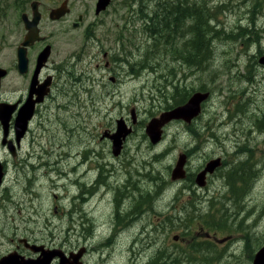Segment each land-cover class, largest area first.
I'll list each match as a JSON object with an SVG mask.
<instances>
[{
    "label": "rangeland",
    "instance_id": "374dc122",
    "mask_svg": "<svg viewBox=\"0 0 264 264\" xmlns=\"http://www.w3.org/2000/svg\"><path fill=\"white\" fill-rule=\"evenodd\" d=\"M61 1L42 0L47 13L40 25L53 46L49 62L51 67H58V83L39 107L37 115L45 116L43 126L35 127L23 141L15 165L10 164L2 195L0 192V257L13 248L4 238L3 224L9 215L11 233H33L32 237L47 239L50 244L58 242L66 249L87 243L92 249L87 256L90 263L146 264L160 254L168 264H252L256 250L264 243V162L260 163L264 157V65L259 62L264 53V0L257 6L259 0H191L208 6L212 12V51L203 66H191L172 57L160 42L153 47L154 38L144 31L140 15L158 0H112L98 15L97 0H70L71 12L60 20H50V8ZM22 10L28 11L29 6L8 7L11 24L0 28V64L13 66L7 88L12 85L24 92L25 78L15 67L17 44L24 35ZM81 13L84 19L75 28L73 22ZM205 23V31L210 30L207 20ZM191 35L187 32L180 40ZM149 48L153 56L144 64L136 63ZM247 66L253 76L244 74ZM175 83L192 90L206 85L212 97L191 125L173 122L166 127L163 140L152 144L144 134L145 124L175 101L173 91L160 89L165 84L166 89H172ZM19 95L21 92L16 97ZM180 97L178 94L176 99ZM133 107L137 109L136 132L123 155L113 158L112 151L106 152L108 141L100 135L107 128H115L121 115L131 123ZM191 127L198 129V136ZM239 134L254 151L252 167L244 168L248 169L247 176L239 169L224 175L236 187L245 184L239 189L246 194L240 196V202L234 200L221 173L232 165L219 170L208 180V187L192 198L198 208L190 209L191 199L183 195L174 198L184 187L171 184V168L180 151L192 149L189 172L196 173L208 158L222 150H228L230 161L238 162L247 156L244 153L236 157L233 153L232 138ZM84 145L100 149L102 162L91 161L95 169L99 165L113 170L110 176L105 173L107 183L111 187L128 183L133 194L123 200L124 208H120L115 205L113 187L106 186L101 196L105 188L101 186L88 208L90 227L77 230V223L86 216L74 213L72 167ZM29 161L38 168L27 165ZM54 167H58V173ZM93 173L95 176V170ZM186 187L185 194L196 189L191 181ZM247 187L252 188L250 193ZM148 195L155 198L152 208L148 206ZM135 201L138 207L132 214L137 220L133 224L122 220L114 228L115 212L126 211L129 215L127 209ZM192 212L200 214L192 218ZM166 214L171 222L168 234L156 227L157 218ZM188 223L190 228L185 226ZM91 225L94 235L90 234ZM175 234L180 235L179 241L174 239ZM182 245L196 246L194 258L189 250L187 258H182L178 250Z\"/></svg>",
    "mask_w": 264,
    "mask_h": 264
},
{
    "label": "flooded vegetation",
    "instance_id": "af4514ba",
    "mask_svg": "<svg viewBox=\"0 0 264 264\" xmlns=\"http://www.w3.org/2000/svg\"><path fill=\"white\" fill-rule=\"evenodd\" d=\"M38 1V8L42 14V19L45 18L46 13H47V9H45L44 7V3L42 2V0H37ZM8 3V1H6ZM5 0H0V20L4 19V12H1V8L2 6H5ZM16 7L17 9L22 8V6L24 7L25 5L30 6V9L28 10V12H32V0H16ZM162 10L167 11L165 8H163ZM167 13L169 14L170 12L167 11ZM166 13V15H167ZM171 14V13H170ZM158 18L160 21H163L165 14L163 12H157ZM164 15V16H163ZM161 17V18H160ZM41 19V21H42ZM194 23H196V21H194ZM192 23V24H194ZM205 21L204 19L199 21V23H197V25L199 26H195L197 30L199 31H205ZM157 27V26H156ZM37 44L36 47V51L32 54L30 63H29V67H28V71L24 74L25 78H26V84L30 86L33 77H34V73L37 70V56L39 51L41 50V46L43 44V46L45 45V41H37L35 42V44ZM109 62H107L108 64ZM15 66L17 67V63H15ZM49 74H52L54 77L53 80V84L55 85V83H58V67H51L50 66V62L46 63L42 69L40 70L37 78H36V85L39 86L41 84H43V81L45 80V77H47ZM116 80V78H115ZM29 87L28 89H25V92L17 97L16 99H13L10 95L7 96H3V94L0 96V104L2 103H16L17 105H21L27 98V96L29 95ZM36 123V122H35ZM14 126H15V122L12 119L9 123V136H8V141L10 140H15V135H14ZM35 127H38L37 123L34 127H30L29 131H33ZM4 135V129H3V125L1 123V118H0V136ZM230 137V135L228 136ZM244 136L242 134L236 135L235 137L232 138L233 140V153H235L236 157H239L241 155H243L244 153L247 154V156L245 158H241L239 161H247L249 158L250 160L251 158V154H252V147L250 146V144L248 143V141H244L242 140ZM225 140L222 139L221 145H224ZM9 147V145H5L2 144L0 145V150H2V154H0V159L4 161V165H5V169L7 171V164H8V160L5 156L6 154V149ZM184 151H187L189 157L192 156V151H190V149H188V147H186L184 149ZM78 156H77V160L75 162V164L72 167V170L75 172V178H74V184L76 186V190L74 192L73 195V207H74V213H76L77 215H80V213H84V215L86 216V219L81 222V223H77V230H79L80 227H85L88 228L90 227L89 224V205L91 202V198L92 196H94L96 193L99 192V187L102 184H105V188L107 186L108 189H112L114 190V202L115 205L117 207V202L120 198H122L124 196L122 190H120V187L123 185L121 184H117V185H113L111 187L110 184L107 183L106 181V177H105V173L110 176L111 172L107 171L104 173L103 168L100 167L99 165L97 166V168L95 169L94 164L91 163V161L95 162L96 159H98V162H102V159L100 157V152L96 150L95 147L93 146H82L80 147V149L77 152ZM218 156H221L223 158V164L229 167V165H232L233 163H235V161H230L229 159V153L228 150H222L221 153L216 154ZM121 157V156H119ZM117 157V158H119ZM12 159H15V157H11ZM31 165V164H30ZM33 167V165H31ZM204 166V165H203ZM202 166V167H203ZM201 167V168H202ZM245 167L251 168V163L250 162H245L241 165H232L231 167H229L228 169H225L223 172H221L223 174V176L225 177L224 173L232 170V169H239L240 171L243 172L244 175L247 176V171L248 169H244ZM200 168V169H201ZM55 171L58 173V167H54ZM95 170L96 175L94 176L93 171ZM217 172V171H216ZM219 172L216 173V175H218ZM162 178V177H161ZM243 179H247L245 177H243ZM8 178L6 179L7 182ZM124 183V182H123ZM171 184L175 187V182L171 180ZM181 185V183H178V187ZM187 183L184 184V188H183V192L178 191L175 195L174 198H180L182 195L184 197V199H190L191 195L185 194V190H187L186 187ZM136 188V186H135ZM196 188V187H195ZM189 190V189H188ZM1 191V190H0ZM83 194L85 195V197H83ZM99 195L103 196L104 193H100ZM183 199V200H184ZM138 207L137 205V201H135L127 210L130 212L129 215H126V211H122L120 212L119 210H117L115 212V224H114V228H117V226L120 224V222L122 220L127 219L130 224H133L137 219H136V215L132 214V210L134 208ZM56 208V212H58V207L55 206L54 209ZM73 212V210H72ZM7 219L4 222L3 226H4V238L6 240L9 241V243L11 244V247H13L11 250L12 251H18L20 255H25L27 257H31V256H36L37 254L35 252L32 251V248L29 246L30 244H28V242L24 239H27L28 241H30L31 243H38V244H44L43 246H48V247H58V242H56L55 244L53 243H49V241L47 239L44 240H40L38 238L32 237L33 233H25L24 235H18L17 233H11L10 229L13 227L11 224V221L9 220V215H7ZM186 216V215H184ZM184 218V217H183ZM170 219V215L166 214V216L164 218H160L158 217L156 222H157V229H162V231L164 233H169L170 229H171V222L169 221ZM90 234L94 235V232L92 231V225H91V230H90ZM180 236V235H179ZM179 236H174V238H177L176 240L179 241L180 237ZM186 236L183 233L182 234V239L185 240ZM84 245V244H83ZM88 245V244H87ZM86 245V246H87ZM80 246L82 247V245H78L76 247H73L74 249L71 250H77L80 248ZM68 250V251H71ZM92 249L87 246V250L84 254V264H99V263H90L87 259V256L91 253Z\"/></svg>",
    "mask_w": 264,
    "mask_h": 264
},
{
    "label": "water",
    "instance_id": "95a60500",
    "mask_svg": "<svg viewBox=\"0 0 264 264\" xmlns=\"http://www.w3.org/2000/svg\"><path fill=\"white\" fill-rule=\"evenodd\" d=\"M111 0H98L96 6V12L100 13L102 10L106 9V7L110 4ZM34 5V18L33 20H29L26 18V25L29 28V32L27 37L23 43V46L19 47V66L22 72H25L28 68V58L26 56V48L25 44L33 43L35 40L39 39V29L37 27L38 21L40 19V13L36 9ZM70 8L67 6V0L63 2V4L57 8H54L51 11V17L53 19L61 18L65 15ZM51 53V46L48 45L40 54L38 59V68H41L44 62L48 59ZM259 61L264 64V56H261ZM6 73V70L0 67V77ZM51 82L47 80L45 84H43L42 89L40 90L39 97L34 99H29L25 105L20 110V113L17 118V135L18 139L22 137L27 129L28 122L34 113V107L37 101H41L44 98V94L48 91V85ZM34 88V82L31 87ZM210 92L206 91H197L195 92L189 100L181 105H178L172 109L165 110L161 112L159 116L153 117L148 124L146 125V132L150 137L152 143H158L163 136L164 126L172 120L183 119L187 122H191L192 119L198 116L202 110V103L209 97ZM133 119L136 121V115L133 110ZM133 128L129 127L123 117L117 120V128L113 133L105 132L104 135H108L113 141V152L115 155H118L124 145V139L132 132ZM186 154H180L178 161L173 168L172 178L180 179L186 176ZM221 164L220 158L211 159L205 166V168L197 174L196 182L204 186L207 180V173L214 172L215 169ZM2 165L0 164V185L2 182ZM33 250L40 251L43 249V252L39 254L36 258H24V256H19L17 253H10L0 259V264H52V261L57 256L60 257L59 264H83L80 261L81 256L84 251L80 250L78 253L72 252L70 256H67L65 252L60 248L54 249H44V246L39 245H31ZM252 264H264V245L260 247V249L256 252L255 257L253 259Z\"/></svg>",
    "mask_w": 264,
    "mask_h": 264
},
{
    "label": "trees",
    "instance_id": "16d2710c",
    "mask_svg": "<svg viewBox=\"0 0 264 264\" xmlns=\"http://www.w3.org/2000/svg\"><path fill=\"white\" fill-rule=\"evenodd\" d=\"M186 1V0H185ZM192 2V1H191ZM184 0H158L156 4L150 8L149 10L142 12L143 25L145 30L148 32L150 37L154 38L153 47L157 45L158 42L163 44L165 49H170L172 52L173 50L180 49L181 50V57H183L184 62L191 65V66H203L208 63L210 52L212 51L211 47V36L209 33L213 30V25L210 22V18L212 16V12L208 6H204L199 2H192L190 7L193 8L188 12H185L183 9ZM186 5V4H185ZM176 6H179L180 12L183 15L188 14H195L204 17L209 24L211 25L210 30L206 31H199L197 29H189L186 28L184 33L189 31L192 32L193 35L184 41H177L178 36H182L184 33L182 31L177 30L178 18L173 15L172 13L165 15L163 21H160L157 12L161 10V8H165L166 10H172ZM155 11V12H154ZM161 24V25H160ZM157 26L158 30L156 31L153 29ZM161 26V27H159ZM163 27V28H162ZM216 31H220L221 29H215ZM200 33V34H199ZM177 36L176 38L172 39L171 36ZM180 44H183L180 46ZM152 48H149L146 51V56L143 57L140 62L144 64L147 59L152 57ZM200 61V62H199ZM247 72H251L250 66H247ZM166 84L164 85L163 89H166ZM172 89H175V92H180L182 94V98L180 100L175 101L174 103L167 105L166 108L171 107L173 104L181 103L186 100L187 95L191 94L192 89H188L185 86H181L180 84L175 83L172 86ZM198 89H209L206 85L201 86ZM194 132H197L196 129H193ZM193 177H190L192 179ZM238 188V187H236ZM148 264H165L162 262L160 257L153 258Z\"/></svg>",
    "mask_w": 264,
    "mask_h": 264
},
{
    "label": "bare ground",
    "instance_id": "6f19581e",
    "mask_svg": "<svg viewBox=\"0 0 264 264\" xmlns=\"http://www.w3.org/2000/svg\"><path fill=\"white\" fill-rule=\"evenodd\" d=\"M186 4V5H185ZM163 8V7H162ZM183 9H185V12H188V11H190L191 9H193V8H191L190 7V3L189 2H187V1H184V3H183ZM162 11V10H161ZM168 12H170V13H172L173 15H175L177 18H178V24H177V30H179V31H182V32H184V30L186 29V28H189V29H196V27L198 26L197 25V23H199V21H201V20H203V19H205L204 17L203 18H200V16L199 15H195V14H190L191 12H189L188 14H186V15H183V14H181V10H180V8H179V6H176L175 8H173L172 10H167ZM155 12V11H154ZM168 14V13H167ZM166 15V14H165ZM158 16V15H157ZM161 18V17H160ZM190 19H193L194 21H196V23H194V24H188V20H190ZM204 21H206V19L204 20ZM208 24H209V22H208ZM161 25V24H160ZM196 26V27H195ZM209 26H210V28H211V25L209 24ZM159 27H161V26H159ZM182 27V28H181ZM199 27V26H198ZM163 28V27H162ZM181 28V29H180ZM153 29H155L156 31L158 30V28L155 26ZM200 34V33H199ZM177 36H171V38L172 39H174V38H176ZM200 62V61H199ZM253 76V75H252ZM255 90H257V89H255ZM209 120V119H208ZM81 124V123H80ZM27 161V160H26ZM34 165L33 163H32V161H29V162H27V165ZM24 165H26L25 163H24ZM30 168V167H29ZM103 171H104V173L105 172H107V171H110L111 173H113V170H111V169H105V168H103ZM223 179L225 180V183H227L228 185H229V187H230V189H232V191H233V193H234V200L235 201H239L240 202V200H241V198H243L246 194H244V193H241L240 192V190H242V189H238V188H236V186L230 181V180H228L226 177H224L223 176ZM248 181V179H243V181ZM137 182V181H136ZM101 186H105V184H103V185H101ZM101 186L99 187V190H100V188H101ZM243 189L245 188V184H241L240 185ZM120 190H122V192H123V194H124V196L122 197V198H120L119 200H118V202H117V206L118 207H120V208H124V205L122 204V202H123V200L125 199V198H127V197H129L130 195H132L133 193H132V189H131V187H130V185L128 184V183H125V184H123L121 187H120ZM247 190H248V192L250 193L251 191H252V188L251 187H247ZM106 191V188H104L103 190H102V192H105ZM240 196H241V198H240ZM148 199L150 200V202L148 203V206H150L151 208L153 207V201H154V197L153 196H151V195H148ZM153 199V200H152ZM121 202V203H120ZM137 219V218H136ZM132 244V243H131Z\"/></svg>",
    "mask_w": 264,
    "mask_h": 264
}]
</instances>
